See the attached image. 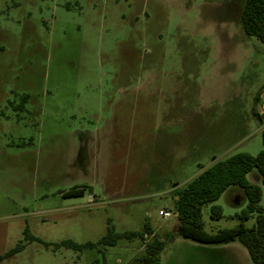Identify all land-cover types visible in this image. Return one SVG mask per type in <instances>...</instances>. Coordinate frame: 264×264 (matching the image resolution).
<instances>
[{"label":"rangeland","instance_id":"1","mask_svg":"<svg viewBox=\"0 0 264 264\" xmlns=\"http://www.w3.org/2000/svg\"><path fill=\"white\" fill-rule=\"evenodd\" d=\"M243 2L0 0V257L23 246L0 264H137L145 242L97 243L145 225L146 242L167 233L159 264H251L238 243L183 238L173 215L198 166L263 149L264 43L244 34ZM226 193L220 219L202 208L208 234L238 225L245 199Z\"/></svg>","mask_w":264,"mask_h":264},{"label":"trees","instance_id":"2","mask_svg":"<svg viewBox=\"0 0 264 264\" xmlns=\"http://www.w3.org/2000/svg\"><path fill=\"white\" fill-rule=\"evenodd\" d=\"M239 22L246 36L254 37L264 43V0H244L239 14ZM263 88L264 85L257 91L254 103L259 100V94ZM21 100L25 102L27 97L23 96ZM18 109L22 110L23 107L20 106ZM253 115L259 119L255 112ZM260 136L263 149L256 156L240 153L216 161L201 170L184 187L174 191L173 214L176 216L177 234L201 244L227 245L238 243L246 250L251 264H264V215L259 206L262 191L259 186L246 179L248 173L256 170L260 183L264 186V127ZM231 188L238 190L241 198L245 199L244 208L240 210L239 214H235L238 225L232 229L218 230L214 234L206 233L202 224V208L210 205V217L220 219L222 217L221 208L214 203ZM82 193V189L72 188L63 193V196L75 197L82 195ZM252 214H256V217L252 228L248 229L244 223ZM144 230L143 233L134 231L115 233L107 229L106 234L98 241L97 245L111 247L119 239H139L145 242V251L137 264H159V256L164 248V242L160 241L158 237L146 242L144 237L148 230L147 225L144 226ZM23 235L27 241L35 240L26 229ZM55 246L80 251L85 248H94L96 245L87 243L79 246L70 241H65ZM22 249L23 246L17 244L0 257V260L10 258Z\"/></svg>","mask_w":264,"mask_h":264},{"label":"crops","instance_id":"3","mask_svg":"<svg viewBox=\"0 0 264 264\" xmlns=\"http://www.w3.org/2000/svg\"><path fill=\"white\" fill-rule=\"evenodd\" d=\"M260 102H262L263 103V105H264V97H263V95H260ZM263 105H262V107H263ZM80 135H82V134H80ZM81 147H80V150H79V153H80V151H82L83 149H85V148H87V142L85 141V140H82L81 141ZM198 167H200L199 169H197V171H196V173L194 174V176H193V178L201 171V170H203V169H205V168H207V167H203V166H198ZM193 178H191V180L193 179ZM188 183V182H187ZM186 183V184H187ZM185 184V185H186ZM184 185V186H185ZM183 186V187H184ZM226 196H229V198H231V200L232 201H234V204L235 205H238V204H236V201L238 200V196H240V193L238 192V190H236V189H229L228 191H227V193H226ZM241 197V196H240ZM174 216H175V214H173ZM175 218H176V216H175ZM177 222V221H176ZM155 234H158L159 235V237H158V239L160 240V241H162L161 240V236H163V235H166L167 233L166 232H155ZM223 248H224V250H226V251H231V250H234V251H237L238 249H237V247L235 246V245H233V244H227V245H224L223 246Z\"/></svg>","mask_w":264,"mask_h":264},{"label":"built area","instance_id":"4","mask_svg":"<svg viewBox=\"0 0 264 264\" xmlns=\"http://www.w3.org/2000/svg\"><path fill=\"white\" fill-rule=\"evenodd\" d=\"M264 106V105H263ZM158 215L163 219H168L171 217V213L169 211H159Z\"/></svg>","mask_w":264,"mask_h":264},{"label":"water","instance_id":"5","mask_svg":"<svg viewBox=\"0 0 264 264\" xmlns=\"http://www.w3.org/2000/svg\"><path fill=\"white\" fill-rule=\"evenodd\" d=\"M240 201H242V198L238 196V200L236 201V204H238Z\"/></svg>","mask_w":264,"mask_h":264}]
</instances>
